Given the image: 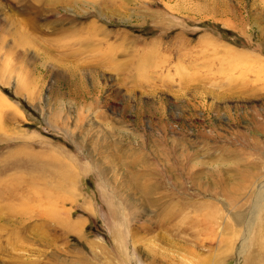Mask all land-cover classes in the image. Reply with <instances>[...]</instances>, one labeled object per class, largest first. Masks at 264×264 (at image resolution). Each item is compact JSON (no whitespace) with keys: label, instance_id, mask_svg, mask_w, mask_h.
Instances as JSON below:
<instances>
[{"label":"rangeland","instance_id":"374dc122","mask_svg":"<svg viewBox=\"0 0 264 264\" xmlns=\"http://www.w3.org/2000/svg\"><path fill=\"white\" fill-rule=\"evenodd\" d=\"M0 264H264V0H0Z\"/></svg>","mask_w":264,"mask_h":264},{"label":"bare ground","instance_id":"6f19581e","mask_svg":"<svg viewBox=\"0 0 264 264\" xmlns=\"http://www.w3.org/2000/svg\"><path fill=\"white\" fill-rule=\"evenodd\" d=\"M74 227V226H73Z\"/></svg>","mask_w":264,"mask_h":264}]
</instances>
